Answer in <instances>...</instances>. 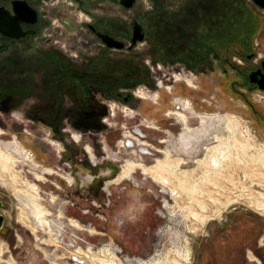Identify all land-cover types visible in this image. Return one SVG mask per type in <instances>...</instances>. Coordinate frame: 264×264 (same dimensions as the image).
Instances as JSON below:
<instances>
[{"label":"rangeland","instance_id":"374dc122","mask_svg":"<svg viewBox=\"0 0 264 264\" xmlns=\"http://www.w3.org/2000/svg\"><path fill=\"white\" fill-rule=\"evenodd\" d=\"M173 2L167 0L165 8ZM135 8L146 26L156 21V0H137ZM219 13L221 23L204 33L210 45L196 49L209 55L208 66L178 54V59L161 61L154 35L131 51L117 52V60L128 61L120 72L129 65L141 77L132 81L129 103L98 96L91 125L54 130L35 126L20 112H0V150L16 160L14 171L21 176L17 188L37 187L38 194L29 200L43 208L51 228L34 226V217L23 219L25 209L17 195L0 183L5 202L0 264H72L68 251L73 245L93 247L87 264H98V259L148 264L164 256L182 264H264V166L249 152L237 155L235 150L220 171L217 165L209 171L205 164L206 148L217 145L218 136L231 148L234 137L254 142L252 153L264 145V92L248 91L241 78L253 66L245 60L248 54L254 51L257 59L264 58L255 47L257 40L264 41V9L251 0H227ZM115 14L117 20L129 16L117 6ZM216 56L223 60L216 61ZM139 93L148 95L138 98ZM184 101L189 103L185 112L180 105ZM175 111L186 116L191 132L184 130ZM200 116L211 117L200 124ZM224 117L233 121L232 128L225 127ZM166 154L178 172L188 174L182 179L184 191L175 179L169 178L175 185L171 192L140 170L116 181L127 163L153 169L157 161L165 162ZM95 164L102 170L113 167L114 173L91 182L89 168Z\"/></svg>","mask_w":264,"mask_h":264},{"label":"flooded vegetation","instance_id":"af4514ba","mask_svg":"<svg viewBox=\"0 0 264 264\" xmlns=\"http://www.w3.org/2000/svg\"><path fill=\"white\" fill-rule=\"evenodd\" d=\"M120 1L0 0V112H20L35 126L54 130L91 125L93 110L97 108V101L100 102L98 96L125 104L130 102L132 81H139L141 72L129 65L120 72L122 64L128 61L117 60L116 54L133 50L148 36L154 35L152 43L161 61L178 59V54L179 59L187 57L195 63L196 58L200 64L209 65V55L196 49L210 45L207 29L218 23L217 15H221L219 10L225 8L226 0H172L175 2L169 8H165L167 0H156V21L148 26L140 20L138 10L135 11L137 0L130 8H124ZM104 3L110 5L109 9L101 8ZM115 6L128 14V18L117 20ZM131 10L136 13L130 16ZM137 26L143 39L132 45ZM205 32L209 34L206 36ZM115 44L122 47L117 49ZM255 47L264 52V41L257 40ZM257 55L254 51L247 55L246 62L252 61L253 66L241 72L250 92H264L260 89L264 58L257 59ZM215 60L223 59L216 56ZM173 78L180 80L178 75ZM147 95L139 93L137 97L146 99ZM180 105L182 111H187V101ZM173 114L182 122L184 130L191 132L186 116L177 111ZM208 117L211 116H200L199 123L205 124ZM87 150L93 158L88 146ZM80 163L81 160L78 165L85 166ZM105 168L102 170L96 164L89 168L93 175L90 181L97 179L100 183L101 178L114 173L113 167ZM135 171L127 176L121 170L116 181L130 178ZM2 197L0 193V215L3 216L0 233L5 226Z\"/></svg>","mask_w":264,"mask_h":264},{"label":"bare ground","instance_id":"6f19581e","mask_svg":"<svg viewBox=\"0 0 264 264\" xmlns=\"http://www.w3.org/2000/svg\"><path fill=\"white\" fill-rule=\"evenodd\" d=\"M231 118V117H230ZM219 119V117H218ZM232 119V118H231ZM221 120V119H220ZM223 122L225 123V127L229 128V126L232 128L233 125L231 124H234L232 120L228 119L227 117L225 118H222ZM221 120V121H222ZM220 122V121H218ZM223 122H222V125H223ZM221 123V122H220ZM219 123V124H220ZM221 125V124H220ZM224 128V126H223ZM225 130V129H224ZM249 130V129H248ZM243 131V130H242ZM244 132V131H243ZM228 135V134H226ZM229 136V135H228ZM232 138V137H231ZM80 139V135L78 136L77 138V141ZM241 139V138H240ZM240 139H237L236 137H234L233 139H231V143H233L232 145V148L231 146H229L225 140V142L222 141L221 138H217V145L213 146V147H210V148H206V155H205V159L207 160V163H205L207 165V170L209 169L210 170H216L214 167L217 165L218 166V169L216 171H220L223 169V160L227 161L230 160V157H233V156H230V150H235L237 155H239L240 153L242 154H247L248 152V156L250 158H254L255 160L260 161L262 163V165L264 166V145L261 147V150H257V151H254L252 153V151L255 149H253V145L252 143L254 142H242V141H239ZM245 139V138H244ZM253 139V138H252ZM230 139H228L229 141ZM233 140V142H232ZM243 140V139H241ZM245 141V140H244ZM255 141V140H254ZM231 148V149H230ZM249 149V150H248ZM260 149V148H259ZM234 152V151H233ZM232 152V153H233ZM235 154V153H234ZM166 160L165 162H160V161H157L156 162V165L154 166L153 169H150V168H147L146 166L142 165V164H139V163H133V162H129L127 163V165L123 168V174L124 175H130L133 171L135 170H140L144 175H149L154 181L158 182L159 184H161L162 186H166L168 188H170L171 192H174L175 189L173 187H175L174 184H170L171 181L169 180V178H171L172 180L175 179L177 181V184H176V187L178 185V187L180 189H182L184 191V185H183V182H182V179L185 178V176H187V172H181L179 171L178 172V168H175L176 166H178L176 164L175 161H172L171 158L169 157V154H166ZM243 157V156H242ZM26 158H28V154L26 155ZM237 158V157H236ZM241 158V157H240ZM232 159V158H231ZM249 159V158H247ZM253 159V160H254ZM240 160V159H239ZM238 160V161H239ZM243 160V158H242ZM251 160V159H250ZM15 158H13L11 155H9L8 153L0 150V183L4 186H6L7 188L9 189H12V191L17 195V199L19 200L21 206L25 209V216L23 217V219H28L31 217H34L36 219V224L34 222V220L32 221L34 223V226H40L44 229H47L48 231H50V225H49V222L46 220V212L43 210V208H41L38 204L36 203H32L30 200H29V197L30 198H35V196L38 194V190H37V187L33 186V185H27V188L28 190L26 189H23L21 186H20V189L17 188L19 183H21V180H20V173H17L14 171V166H15ZM236 162V161H235ZM249 162V161H248ZM229 163V162H228ZM238 163V162H237ZM236 163V165H238ZM251 163V162H250ZM255 163V162H254ZM175 164V165H174ZM245 164V162H244ZM259 164V162H258ZM246 165V164H245ZM232 166V165H231ZM255 166V165H254ZM241 167V165H240ZM257 167V166H256ZM230 168V166H229ZM255 168V167H253ZM203 170V169H202ZM206 170V169H205ZM227 170V168H226ZM253 170V169H252ZM255 170V169H254ZM258 170V169H257ZM228 171V170H227ZM214 172V171H213ZM223 172V171H222ZM234 172V171H233ZM253 172V171H252ZM184 173V174H183ZM203 173V172H202ZM205 173V172H204ZM211 173V172H210ZM221 173V172H219ZM218 173V174H219ZM257 173V172H255ZM259 173V172H258ZM261 173V172H260ZM263 173V172H262ZM195 174V173H194ZM236 174V173H235ZM203 175V174H202ZM208 176V174H206ZM229 175V174H227ZM231 175V174H230ZM238 175V174H236ZM224 176V175H223ZM253 176V174H252ZM257 176V175H255ZM264 176V175H263ZM198 177V176H197ZM245 177V176H244ZM248 177V176H247ZM195 178V177H194ZM193 178V180H194ZM205 178V177H204ZM257 179V177H255ZM243 179V178H242ZM252 179V178H251ZM196 180V179H195ZM185 181V180H184ZM208 181V180H207ZM243 181V180H242ZM204 182V181H203ZM239 182V181H238ZM253 182V180H252ZM191 183V182H190ZM186 184V183H185ZM198 184V183H197ZM204 184V183H203ZM208 184V183H207ZM211 184V183H210ZM242 184V183H241ZM188 185V184H186ZM192 185V184H191ZM190 185V186H191ZM189 186V185H188ZM201 186V185H200ZM195 187V185H194ZM193 189L195 190L196 187ZM242 186H240L241 188ZM244 187V186H243ZM242 187V188H243ZM192 188V187H191ZM190 188V189H191ZM224 188V187H223ZM177 189V188H176ZM186 191L188 192V188L186 187ZM201 189V188H200ZM179 190V189H178ZM198 190V189H197ZM217 190V189H216ZM178 192V191H177ZM176 192V193H177ZM194 192V191H193ZM243 192V191H241ZM240 192V193H241ZM186 193V192H185ZM239 193V192H238ZM28 194V195H27ZM173 194V193H172ZM203 195V194H202ZM256 195V194H255ZM262 194H260L261 196ZM28 196V197H27ZM178 196V195H177ZM213 196V195H212ZM208 197V196H207ZM258 197V196H257ZM263 197V196H262ZM175 198V197H174ZM193 199V198H192ZM215 199V198H214ZM174 200V199H173ZM191 200V199H190ZM197 200V198H196ZM191 202V201H190ZM262 202V201H260ZM196 204L198 203L199 206H201L200 204V201H196L195 202ZM203 203V202H202ZM207 203V202H206ZM264 203V202H263ZM261 204V203H260ZM205 206V205H204ZM259 206V205H258ZM264 206V205H263ZM262 206V207H263ZM179 207V206H178ZM181 207V206H180ZM189 207V206H188ZM261 207V205H260ZM194 208V207H193ZM184 210V208H183ZM186 210V209H185ZM194 210V209H193ZM23 212V211H22ZM188 212V211H187ZM192 211H190V215ZM23 214V213H22ZM24 215V214H23ZM200 215V214H199ZM198 216V215H197ZM202 217V216H200ZM205 217V216H204ZM196 218V217H195ZM21 219V218H20ZM198 219V218H197ZM202 219V218H200ZM204 219V218H203ZM194 220V219H193ZM23 221H26V220H23ZM206 221V220H205ZM24 223V222H23ZM25 224V223H24ZM33 228V227H32ZM52 232V231H51ZM53 234V233H52ZM57 236V235H56ZM56 236L54 237L55 240L57 241V238ZM53 237V236H52ZM51 237V238H52ZM53 238V239H54ZM49 240L50 237H49ZM51 242V241H50ZM55 243V242H54ZM53 243V244H54ZM52 244V242H51ZM57 245V243H56ZM66 250V249H65ZM105 254V252H104ZM109 254H105V256L107 257ZM97 256V255H96ZM110 259V257H108ZM94 259V258H93ZM97 259V258H95ZM98 264H106L105 263V260H101V259H98ZM152 263H148V264H182L178 259L176 258H172V259H166V256H164L162 259L160 258H157V259H153V261H151ZM185 264H188V263H185Z\"/></svg>","mask_w":264,"mask_h":264},{"label":"water","instance_id":"95a60500","mask_svg":"<svg viewBox=\"0 0 264 264\" xmlns=\"http://www.w3.org/2000/svg\"><path fill=\"white\" fill-rule=\"evenodd\" d=\"M134 0H121L120 3L124 8H130L133 5ZM252 2L259 8L264 9V0H252ZM143 39L142 34L140 33V29L138 26L134 28V38L132 40V45L135 44L136 41H141ZM117 49H120L122 46L120 44H115ZM260 89L264 90V76L261 77ZM3 225V216L0 215V229Z\"/></svg>","mask_w":264,"mask_h":264},{"label":"built area","instance_id":"2783aa9c","mask_svg":"<svg viewBox=\"0 0 264 264\" xmlns=\"http://www.w3.org/2000/svg\"><path fill=\"white\" fill-rule=\"evenodd\" d=\"M71 251H68L70 263L72 264H87L89 260L92 261L93 247L81 248L79 245L71 246ZM90 257V258H89Z\"/></svg>","mask_w":264,"mask_h":264},{"label":"trees","instance_id":"16d2710c","mask_svg":"<svg viewBox=\"0 0 264 264\" xmlns=\"http://www.w3.org/2000/svg\"><path fill=\"white\" fill-rule=\"evenodd\" d=\"M226 2H227V0L225 1V4H226ZM225 9H226V5H225ZM224 10V9H223ZM220 19V18H219ZM219 19H217L218 20V23L216 24V25H218V24H220L221 23V20H219ZM215 24H213L212 26L214 27L215 26ZM180 58V57H179Z\"/></svg>","mask_w":264,"mask_h":264}]
</instances>
